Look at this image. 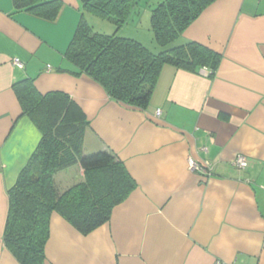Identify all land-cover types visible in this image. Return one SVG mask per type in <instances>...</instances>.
<instances>
[{
	"label": "crops",
	"instance_id": "obj_1",
	"mask_svg": "<svg viewBox=\"0 0 264 264\" xmlns=\"http://www.w3.org/2000/svg\"><path fill=\"white\" fill-rule=\"evenodd\" d=\"M61 1L49 22L0 0V264H19L2 243L7 190L40 140L12 88L25 78L41 94H67L89 121L83 154L112 152L136 183L87 235L53 213L44 264H264V0L206 8L180 40L219 53L215 75L164 66L145 110L70 73L64 54L85 13L80 0ZM190 158L204 170H190ZM82 178L74 165L54 182L62 192Z\"/></svg>",
	"mask_w": 264,
	"mask_h": 264
},
{
	"label": "trees",
	"instance_id": "obj_2",
	"mask_svg": "<svg viewBox=\"0 0 264 264\" xmlns=\"http://www.w3.org/2000/svg\"><path fill=\"white\" fill-rule=\"evenodd\" d=\"M217 0H161L151 8L150 31L161 51L154 53L132 38L119 36L140 0H80L82 13L108 19L111 34L98 33L82 16L64 58L74 76L86 75L123 106L145 110L164 66L213 77L221 55L196 42L181 41L183 32ZM11 14L27 13L54 22L61 0H12ZM21 108L40 140L7 190L8 212L2 243L19 264H44L50 218L59 214L82 235L109 221L112 210L135 190L124 164L110 151L83 154L89 121L65 93L41 94L30 78L13 83ZM79 165L82 180L60 192L54 175Z\"/></svg>",
	"mask_w": 264,
	"mask_h": 264
},
{
	"label": "rangeland",
	"instance_id": "obj_3",
	"mask_svg": "<svg viewBox=\"0 0 264 264\" xmlns=\"http://www.w3.org/2000/svg\"><path fill=\"white\" fill-rule=\"evenodd\" d=\"M159 1L161 0H140L128 24L119 31V36L135 39L154 53L160 52L162 49L154 42L150 31V11ZM85 20L95 32L111 34L115 30V25L108 19H102L85 13Z\"/></svg>",
	"mask_w": 264,
	"mask_h": 264
},
{
	"label": "built area",
	"instance_id": "obj_4",
	"mask_svg": "<svg viewBox=\"0 0 264 264\" xmlns=\"http://www.w3.org/2000/svg\"><path fill=\"white\" fill-rule=\"evenodd\" d=\"M13 65L19 67V68H23V64L18 60V59H14L13 60ZM159 110H157V114H159ZM233 165L238 169V170H242L245 169L248 166V162L245 156L243 155H238L235 157L234 161H233ZM188 167L190 170L192 171H203L204 168L201 164L195 162L193 159H189L188 160ZM215 264H223L220 261H216Z\"/></svg>",
	"mask_w": 264,
	"mask_h": 264
}]
</instances>
